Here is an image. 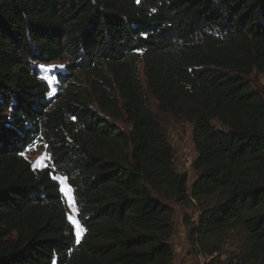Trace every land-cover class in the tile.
Instances as JSON below:
<instances>
[{
	"label": "trees",
	"instance_id": "16d2710c",
	"mask_svg": "<svg viewBox=\"0 0 264 264\" xmlns=\"http://www.w3.org/2000/svg\"><path fill=\"white\" fill-rule=\"evenodd\" d=\"M54 62L50 86L40 68ZM253 73L264 0H0V264H174V205L194 208L187 242L209 264H264ZM148 97L191 126L189 187ZM34 146L50 168L25 158Z\"/></svg>",
	"mask_w": 264,
	"mask_h": 264
},
{
	"label": "rangeland",
	"instance_id": "374dc122",
	"mask_svg": "<svg viewBox=\"0 0 264 264\" xmlns=\"http://www.w3.org/2000/svg\"><path fill=\"white\" fill-rule=\"evenodd\" d=\"M63 67V63L61 62H54L46 66H42L40 68L42 78L45 81L51 80L52 83L48 84L50 86H53L55 84V77L54 74L57 70L61 69ZM250 85L253 89L260 90L261 88H264V77L253 73L248 78ZM148 105L150 109L159 115V118L161 119L164 128L167 130L168 138L170 141V144L175 150V159H174V169L176 172L179 173H185L188 176V186L191 185V183L194 180V173L192 171V162L196 157V153L193 148V144H191V141H189V137L191 135V126L184 122L176 121L170 117L164 116L160 114L157 110L156 101L148 97ZM126 129V127H122ZM186 143H184L183 139H187ZM179 142H181L179 144ZM25 158L31 163L34 169H42L44 167L36 166L37 160L44 156L45 159L40 161L41 165H49L50 157L48 153L46 152L45 148H38L37 146L31 147L27 149L24 153ZM58 183L60 188H65V191L67 192L68 189L71 190V188L66 184L65 180L62 178H58ZM61 192V191H60ZM66 210H67V216L68 220L71 216L74 221L79 225V227L82 229L80 223L77 220V210L75 206L74 197L72 194V190L68 195H65V193H62ZM69 195L72 198V207L69 206ZM196 219V212L193 207H189L187 205H174V214L172 216V223L174 227L173 236L171 239V245L174 250V264H196L197 262V252L195 249H193L187 242V231H188V225L187 222H192ZM69 222L72 224L75 232V237L77 239V229L76 225L72 223V221L69 220ZM83 230V229H82ZM83 234V231L79 235V239L81 235ZM238 249V240L237 238L230 239L226 245L223 247L222 255L220 256L221 261L225 259V257L229 254H233ZM209 262H211L209 260Z\"/></svg>",
	"mask_w": 264,
	"mask_h": 264
},
{
	"label": "snow or ice",
	"instance_id": "6c2138e0",
	"mask_svg": "<svg viewBox=\"0 0 264 264\" xmlns=\"http://www.w3.org/2000/svg\"><path fill=\"white\" fill-rule=\"evenodd\" d=\"M48 82H49V84L52 83L51 80H49ZM45 147H47V146L45 145ZM43 159H45V157H44V156H41V157L37 160V162H36V164L34 165V167H36V166H40V167H44V168H50V165H47V164H45V165H41V164H40V161L43 160ZM53 179L55 180L56 178L53 177ZM60 191H61L62 193H65V195H68V193H70L71 190L68 189V191L66 192V191H65V188L62 187V188H60ZM69 201H70L69 206L72 207V198H71L70 195H69ZM69 220L72 221V223L76 225V229H77V233H76V235H77V240H76V242L79 243V235H80V233H81L83 230L79 227V225L76 223V221H74V220L72 219L71 216L69 217ZM69 232H70V236H71V229L69 230Z\"/></svg>",
	"mask_w": 264,
	"mask_h": 264
},
{
	"label": "built area",
	"instance_id": "2783aa9c",
	"mask_svg": "<svg viewBox=\"0 0 264 264\" xmlns=\"http://www.w3.org/2000/svg\"><path fill=\"white\" fill-rule=\"evenodd\" d=\"M183 141H184V143H186V141H188V138L187 139H183ZM189 141H191V135L189 137ZM180 143L181 142H179V144ZM191 144H192V141H191ZM196 264H209L208 263V258H206L205 256H202V255H198Z\"/></svg>",
	"mask_w": 264,
	"mask_h": 264
}]
</instances>
